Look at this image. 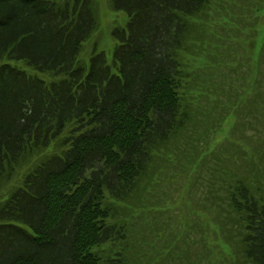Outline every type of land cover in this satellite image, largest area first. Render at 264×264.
<instances>
[{"label": "trees", "instance_id": "1", "mask_svg": "<svg viewBox=\"0 0 264 264\" xmlns=\"http://www.w3.org/2000/svg\"><path fill=\"white\" fill-rule=\"evenodd\" d=\"M240 3L108 0V57L98 0H0V264H264V129L224 125L262 97L208 74Z\"/></svg>", "mask_w": 264, "mask_h": 264}, {"label": "rangeland", "instance_id": "2", "mask_svg": "<svg viewBox=\"0 0 264 264\" xmlns=\"http://www.w3.org/2000/svg\"><path fill=\"white\" fill-rule=\"evenodd\" d=\"M247 1L251 2L253 0H241L242 5L240 3V6L242 7L240 9L245 10V7H243V5L250 3ZM258 1H260L261 6L258 7L256 11V16H259V24L257 23L256 25L258 27V33H256L255 35L254 44L252 46H248L251 44L249 43L247 44V46L241 44L239 47H217L214 49L218 50V56H215V54L211 55V57H215L217 59L219 57L222 63H220L219 65L214 64L210 68L208 72L210 83H212V86L210 87L217 92V95H219V101L225 100L224 106L227 108L228 105L231 104L230 102H235L240 97H245L246 100H248V94L250 93V89L253 83H256L255 86H253L254 92H259V95H261V97L264 99V60H261L257 54L258 52L259 55L262 54V57L264 59V45H262L264 42V37L262 36L264 33V0ZM98 5L100 9L99 22L102 26V29L99 31V33H95L93 35L90 42L93 43L94 41H98V47L100 49H104L107 56L110 57L113 48V39L107 31H109V27L111 26V20L113 18V15H115V18L118 21V23H116L123 25L125 23V17L123 16L122 11H112V9H110L108 5V0H98ZM248 33L249 32H246L242 35L245 37ZM237 48L241 53L238 52L236 54V57L240 60L236 59L238 61L236 63L228 61V59H231L230 57H232V52ZM242 48L246 49L240 50ZM214 49H211V51L214 52ZM201 61L203 60L200 58V62ZM257 81L259 82V84L257 83ZM262 98H260V100L264 101L262 100ZM261 101H257L256 103L259 111H253L256 116H259V120L251 119L252 115L251 113L249 114V109L246 105L242 106L241 109L236 108V121L239 123H241V121L244 122V131L243 129H241V131L239 132L238 130L234 129V116L230 117L228 121L224 123L226 131L229 128V135H235L242 138L241 142L243 146L246 145V142L248 140L246 136L250 137L252 135L251 132H253L254 130L252 129V126L259 125L261 129H264V104ZM226 131L219 134L223 136Z\"/></svg>", "mask_w": 264, "mask_h": 264}]
</instances>
